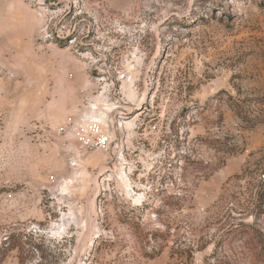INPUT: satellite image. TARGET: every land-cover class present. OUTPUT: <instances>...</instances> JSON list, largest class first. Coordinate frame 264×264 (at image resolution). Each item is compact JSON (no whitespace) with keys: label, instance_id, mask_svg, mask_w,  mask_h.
<instances>
[{"label":"rangeland","instance_id":"1","mask_svg":"<svg viewBox=\"0 0 264 264\" xmlns=\"http://www.w3.org/2000/svg\"><path fill=\"white\" fill-rule=\"evenodd\" d=\"M239 223L264 241V0H0V264H264Z\"/></svg>","mask_w":264,"mask_h":264},{"label":"trees","instance_id":"2","mask_svg":"<svg viewBox=\"0 0 264 264\" xmlns=\"http://www.w3.org/2000/svg\"><path fill=\"white\" fill-rule=\"evenodd\" d=\"M210 143H208V146L220 150L222 149V146L224 143L226 145L225 142H223V140L216 138L213 141H209ZM230 149L228 150H233V147L230 146ZM203 168L208 169L205 177L211 175L217 168L218 166L214 163L211 162H207L205 163V165L203 166ZM168 199L170 198H176V208L179 209L182 207L183 205V200H184V195H175V194H170L168 197ZM181 199V200H180ZM166 204H171V203H166ZM253 229L249 228L247 225L245 224H237L234 226V228L230 229L227 231L226 233V242H230V241H235L236 239H241L245 236H248L249 238H251L255 243H253V246L255 248V253H254V257L256 260L259 261H264V241L263 240H258L256 237H253L251 234V231ZM179 249H173L172 250V254H171V261L169 264H177L176 262H174V260H178L179 262L181 261H185L187 259L190 258L191 256V247H184V249L179 250ZM204 264H232V262L227 259L225 256H211L210 258H207L204 262Z\"/></svg>","mask_w":264,"mask_h":264},{"label":"built area","instance_id":"3","mask_svg":"<svg viewBox=\"0 0 264 264\" xmlns=\"http://www.w3.org/2000/svg\"><path fill=\"white\" fill-rule=\"evenodd\" d=\"M108 141V137L106 134L98 133L86 135L82 138V145L84 148L88 150L92 149H100L102 148Z\"/></svg>","mask_w":264,"mask_h":264}]
</instances>
